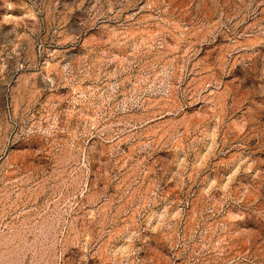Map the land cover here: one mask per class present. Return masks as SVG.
Returning <instances> with one entry per match:
<instances>
[{"label": "rangeland", "instance_id": "374dc122", "mask_svg": "<svg viewBox=\"0 0 264 264\" xmlns=\"http://www.w3.org/2000/svg\"><path fill=\"white\" fill-rule=\"evenodd\" d=\"M0 264H264V0H0Z\"/></svg>", "mask_w": 264, "mask_h": 264}]
</instances>
